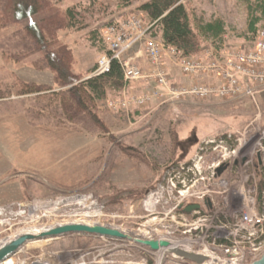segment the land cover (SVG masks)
<instances>
[{
    "label": "rangeland",
    "instance_id": "1",
    "mask_svg": "<svg viewBox=\"0 0 264 264\" xmlns=\"http://www.w3.org/2000/svg\"><path fill=\"white\" fill-rule=\"evenodd\" d=\"M41 1L47 5L34 21L49 11L63 20L73 14L66 18L71 26L57 27L55 38L70 51L69 69L77 78L55 84L40 51L32 46L30 54L18 55L24 21L0 20V50L8 53L5 58L0 51V241L48 225V231L103 226L120 236L23 234L25 241L0 264H252L264 253V90L234 99L191 94L182 89L213 86L216 74L184 73L166 55L159 66L166 86L139 78L124 91L106 88L90 107L94 114L68 112L55 92L90 75L107 49L106 26L125 17L137 20L136 28L148 24L123 54L147 74L157 69L146 46L160 47V26L137 8L144 0ZM180 1L199 42L189 54L194 57L212 53L221 59L247 49L264 26L261 0ZM207 23L211 28L203 27ZM16 79L41 88L20 94ZM131 93L148 100L125 104L122 94ZM189 202L199 209L177 211ZM43 209L55 214L34 223ZM242 214H256L259 237L235 232ZM152 241L198 253L202 261L152 248Z\"/></svg>",
    "mask_w": 264,
    "mask_h": 264
},
{
    "label": "trees",
    "instance_id": "2",
    "mask_svg": "<svg viewBox=\"0 0 264 264\" xmlns=\"http://www.w3.org/2000/svg\"><path fill=\"white\" fill-rule=\"evenodd\" d=\"M261 1L264 3V0ZM0 3L2 4L0 13L2 23L24 21L18 31L20 33L18 38L20 52H18V55L30 54L33 49L32 46L35 50L40 51L43 65L50 66L55 80L54 83H59V86L77 78L76 73H72L69 69L70 51L64 44L57 42L55 38L57 27L71 26L70 23H73L66 19L73 15L71 12L66 13L65 20L61 19L56 11H49L40 19L34 21V15L40 13L39 11L47 5L42 3L41 0H0ZM137 8L145 12L149 20L160 26V36L164 44L174 46L183 55L191 54L197 49L199 45L197 35L190 25L187 10L180 0H144L137 5ZM203 27L209 29L211 24L207 23ZM108 50L107 43L105 52H108ZM0 51L2 56L6 58L8 53L5 48L2 47ZM19 84L21 86L20 94L34 93L41 88L39 84H22V81ZM122 84L119 63L116 60H111L107 72L88 76L66 89L58 90L55 92V97L68 112L75 109L94 114L91 112L90 107L91 109L96 107V100L104 96L106 88L109 90L112 87H117L118 89ZM31 98L36 99L37 97ZM95 121L99 122L98 119Z\"/></svg>",
    "mask_w": 264,
    "mask_h": 264
},
{
    "label": "built area",
    "instance_id": "3",
    "mask_svg": "<svg viewBox=\"0 0 264 264\" xmlns=\"http://www.w3.org/2000/svg\"><path fill=\"white\" fill-rule=\"evenodd\" d=\"M137 20L129 17L120 19L104 28V36L108 43V52H103L96 60L90 75H99L105 73L110 68L111 60L119 63L122 73L123 85L121 89H125L127 84L139 78H150L157 85L166 86L167 78L159 69V66L168 55L173 57L180 69L187 74L204 71L206 74H216L219 82L213 86L208 84H196L186 90L191 94H214L230 99L241 98L242 96H255L258 92L264 90V26L257 29L254 36L253 45L247 49L236 50L229 55L219 59L212 53L201 57L191 55H183L178 49L163 42L160 47L153 48V43L146 46L147 57L150 64L156 63L157 69L152 74H147L141 70L137 64L132 63L129 59L124 58L123 54L135 44L142 34L147 30L148 24L144 27H135ZM140 36V37H139ZM152 60V61H151ZM149 64V65H150ZM161 72V73H159ZM146 93V92H145ZM164 93L159 92V96ZM121 97V96H120ZM121 100L125 103H133L143 105L148 100L146 94H122ZM117 103H114L116 106ZM131 105V104H130ZM258 219L255 214H242L238 218L234 230L245 232L241 236L249 238L255 235ZM247 232V233H246Z\"/></svg>",
    "mask_w": 264,
    "mask_h": 264
},
{
    "label": "water",
    "instance_id": "4",
    "mask_svg": "<svg viewBox=\"0 0 264 264\" xmlns=\"http://www.w3.org/2000/svg\"><path fill=\"white\" fill-rule=\"evenodd\" d=\"M224 166H220L217 168V173H219L222 168ZM198 204H191L190 206L187 207V210H192L197 208ZM67 231H85L88 233H96V234H101V235H107V236H120V234L116 231V230H112V229H108L105 228L103 226H86V225H66V226H62V227H58L55 229H52L46 233H44V235L46 236H55L58 234H61L63 232H67ZM25 236L22 237H18L15 240L9 242L6 246H3L2 248H0V262L2 260H4L6 257H8L9 255H11L24 241H25ZM149 245L152 248H157L160 247L164 250H166L167 252L170 253H175L183 258H186L188 260H192L196 263H200L202 260V257L200 254L198 253H194V252H190L187 250H184L182 248L170 245L168 243H166L165 241H152L149 242ZM252 264H264V253L260 256V258H258L257 260H255L254 262H252Z\"/></svg>",
    "mask_w": 264,
    "mask_h": 264
},
{
    "label": "bare ground",
    "instance_id": "5",
    "mask_svg": "<svg viewBox=\"0 0 264 264\" xmlns=\"http://www.w3.org/2000/svg\"><path fill=\"white\" fill-rule=\"evenodd\" d=\"M154 23V21H152V24ZM259 162V164H260V161H258ZM146 202H147V200H146ZM18 209H19V211L18 212H21V210L23 209V204H19V206H18ZM64 209V207H57V210L59 211V210H63ZM49 210V209H48ZM48 210H41L40 212H38V216L37 217H35L33 220V222L34 223H36L38 220H41V218L42 217H47V218H49V216L52 214H55L54 212H55V210H53V209H50L51 211H48ZM8 221V220H7ZM32 222V221H31ZM11 223H13L12 221H8L7 222V224H11ZM33 223V224H34ZM34 226V225H33ZM51 226H53V225H48L47 227H46V229L47 230H45L44 228L42 229V230H40V229H30V228H25V229H23L22 231H18V232H15V233H12V234H10V235H8L7 237H6V239L5 240H2V241H0V248H2L3 246H6L9 242H11V241H13V240H15L16 238H18V237H20L21 235H23V234H29V235H38V234H40V233H45V232H47L49 229H51ZM33 243L34 244H40L41 242H38V241H33ZM185 250V249H184Z\"/></svg>",
    "mask_w": 264,
    "mask_h": 264
},
{
    "label": "flooded vegetation",
    "instance_id": "6",
    "mask_svg": "<svg viewBox=\"0 0 264 264\" xmlns=\"http://www.w3.org/2000/svg\"><path fill=\"white\" fill-rule=\"evenodd\" d=\"M257 156H258V155H257ZM228 199H229V198H228ZM228 199L226 198V203L231 202V201L228 200ZM193 203H195V202L185 203L184 205H182V204H178V206H177V211L180 212V213H186V214H188L191 210H187V207L190 206V205L193 204ZM195 204H197V203H195ZM197 209H199V204H198L197 208L192 209V210H197Z\"/></svg>",
    "mask_w": 264,
    "mask_h": 264
}]
</instances>
